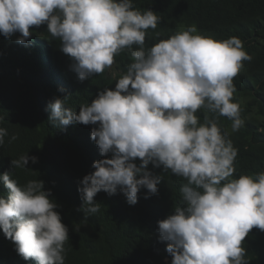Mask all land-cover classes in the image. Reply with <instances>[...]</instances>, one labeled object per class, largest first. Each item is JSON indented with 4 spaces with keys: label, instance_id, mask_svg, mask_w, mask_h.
Here are the masks:
<instances>
[{
    "label": "clouds",
    "instance_id": "9594fccd",
    "mask_svg": "<svg viewBox=\"0 0 264 264\" xmlns=\"http://www.w3.org/2000/svg\"><path fill=\"white\" fill-rule=\"evenodd\" d=\"M159 20L133 0H0V34L18 32L16 42L25 44L33 26L46 24L80 81L111 68L121 52L130 55L114 89L99 91L78 113L65 106L68 95L47 105L48 120L57 126L97 125L90 138L103 158L80 181L78 210L85 216L98 212L94 197L100 191L114 195L119 189L129 205L141 188L145 198L156 194L163 177L147 166H162L186 181L183 205L157 222L171 264H248L243 241L253 228L264 231V171L234 177L238 151L216 117L231 120L233 132L244 126L233 79L251 57L239 38L205 37L194 24L146 48L148 30ZM6 134L0 127V145ZM30 160L37 157L24 154L11 165L27 168ZM0 181L7 189L0 196L5 238L26 261L65 264L68 228L51 190L39 179L20 185L8 171Z\"/></svg>",
    "mask_w": 264,
    "mask_h": 264
},
{
    "label": "trees",
    "instance_id": "16d2710c",
    "mask_svg": "<svg viewBox=\"0 0 264 264\" xmlns=\"http://www.w3.org/2000/svg\"><path fill=\"white\" fill-rule=\"evenodd\" d=\"M133 6L141 11L151 9L160 17L157 28L148 30L146 48L193 24L202 36L242 41L251 59L243 61L233 79V100L245 123L233 132L231 120L216 119L238 151L234 177L264 171V0H133ZM30 31L25 44L16 42L18 32L11 38L0 34V127L7 132L0 145V174L10 172L20 185L39 179L51 190L58 205L55 210L68 228L65 264H171L157 222L183 205L184 178L150 163L148 170L163 177L156 194L145 198L147 189L141 188L137 202L129 205L119 189L114 195L100 191L94 197L99 211L85 216L78 210L82 205L78 188L83 176L94 171L93 161L103 158L90 138L97 125L73 122L62 127L48 120L47 105L56 97L68 95L65 106L78 113L80 105L91 103L99 91L114 89L116 79L131 62L130 55L121 52L111 68L80 81L46 24ZM196 115L203 121L202 111ZM13 135L17 139L11 140ZM24 154L37 157V162L30 160L27 168H13L11 160ZM134 162L139 166L138 158ZM0 196H7L2 181ZM242 246L248 264H264V231L251 229ZM0 264L37 262L24 260L0 231Z\"/></svg>",
    "mask_w": 264,
    "mask_h": 264
}]
</instances>
